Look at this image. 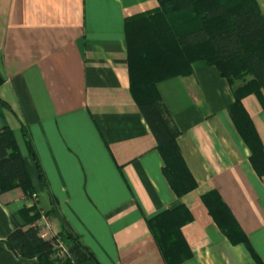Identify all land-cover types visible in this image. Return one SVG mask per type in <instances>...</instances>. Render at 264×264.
I'll return each mask as SVG.
<instances>
[{
  "label": "crops",
  "instance_id": "obj_1",
  "mask_svg": "<svg viewBox=\"0 0 264 264\" xmlns=\"http://www.w3.org/2000/svg\"><path fill=\"white\" fill-rule=\"evenodd\" d=\"M256 1L264 15V0ZM158 7V0H0V129H12L33 188L29 196L20 185L0 191V264H40L5 239L42 214L52 224L45 239L65 245L52 255L60 264H258L213 218L203 200L210 192L264 264V173L229 110L251 77L231 83L197 60L188 74L156 83L197 182L178 196L130 83L126 21ZM242 105L264 152V91ZM156 233L171 243L165 250Z\"/></svg>",
  "mask_w": 264,
  "mask_h": 264
},
{
  "label": "trees",
  "instance_id": "obj_2",
  "mask_svg": "<svg viewBox=\"0 0 264 264\" xmlns=\"http://www.w3.org/2000/svg\"><path fill=\"white\" fill-rule=\"evenodd\" d=\"M156 11L140 14L126 21L131 92L141 114L152 131L164 167L163 172L178 196L197 186L182 156L178 136L180 130L164 102L156 83L171 76L188 74L191 64L201 60L214 65L231 83L246 80L234 91L235 101L230 114L240 134L250 147L251 161L264 173V152L253 123L242 105V98L264 91V15L256 0H158ZM21 131L28 152L45 176L34 147L29 127L22 123ZM20 185L25 194L33 192L23 157L11 128L0 129V191ZM215 221L234 244L243 243L258 264L247 235L238 225L227 205L216 192L203 196ZM26 209V212H30ZM39 218L35 212L30 218ZM167 248L171 243L160 239ZM163 238V237H162ZM17 255L37 258L40 264H60L53 258L54 243L43 238L35 225L14 229L5 239ZM64 264L71 262L64 261Z\"/></svg>",
  "mask_w": 264,
  "mask_h": 264
},
{
  "label": "built area",
  "instance_id": "obj_3",
  "mask_svg": "<svg viewBox=\"0 0 264 264\" xmlns=\"http://www.w3.org/2000/svg\"><path fill=\"white\" fill-rule=\"evenodd\" d=\"M35 226L38 227L39 233L43 238H48L50 235H52V224L50 222L49 217L46 214H42L40 217V221L34 223ZM54 243V248L60 250V252L65 251L64 243L62 240L56 239Z\"/></svg>",
  "mask_w": 264,
  "mask_h": 264
},
{
  "label": "rangeland",
  "instance_id": "obj_4",
  "mask_svg": "<svg viewBox=\"0 0 264 264\" xmlns=\"http://www.w3.org/2000/svg\"><path fill=\"white\" fill-rule=\"evenodd\" d=\"M54 242H55V241H54ZM63 260H64V261H67V259H65V258H64ZM63 260H62V261H63Z\"/></svg>",
  "mask_w": 264,
  "mask_h": 264
}]
</instances>
